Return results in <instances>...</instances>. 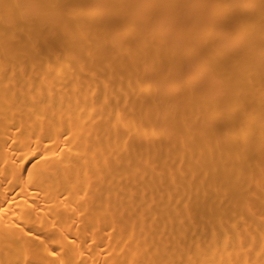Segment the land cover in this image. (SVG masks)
<instances>
[{"label": "bare ground", "instance_id": "6f19581e", "mask_svg": "<svg viewBox=\"0 0 264 264\" xmlns=\"http://www.w3.org/2000/svg\"><path fill=\"white\" fill-rule=\"evenodd\" d=\"M0 264H264V0H0Z\"/></svg>", "mask_w": 264, "mask_h": 264}]
</instances>
